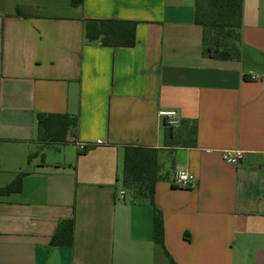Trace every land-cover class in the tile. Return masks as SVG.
<instances>
[{"label":"crops","instance_id":"0c3cea01","mask_svg":"<svg viewBox=\"0 0 264 264\" xmlns=\"http://www.w3.org/2000/svg\"><path fill=\"white\" fill-rule=\"evenodd\" d=\"M194 10L195 0H0V187L26 172L0 197V264H264V0H242L239 59L202 53ZM87 18L136 21L135 44L88 42ZM163 109L177 112L173 127L195 122L192 143L166 142ZM38 112L77 116L75 141L40 147ZM127 144L158 149L153 204L122 185ZM234 149L236 164L221 156ZM179 164L194 186L171 183ZM69 217L71 245H49Z\"/></svg>","mask_w":264,"mask_h":264},{"label":"trees","instance_id":"16d2710c","mask_svg":"<svg viewBox=\"0 0 264 264\" xmlns=\"http://www.w3.org/2000/svg\"><path fill=\"white\" fill-rule=\"evenodd\" d=\"M83 0H72L73 5ZM194 21L201 27L202 53L219 59H239L241 57L242 0H195ZM134 20L94 19L84 20V36L88 42L106 46L130 47L135 44ZM37 141L40 147L74 142L78 118L67 113L38 112ZM166 142L185 144L193 142L196 135L195 122L184 121L178 127L165 124ZM85 151V150H83ZM158 149L155 147L127 144L123 148L122 185L132 191L134 200H147L153 204L154 184L163 177L159 174ZM38 153L29 154L28 161ZM25 171H19L6 185L0 187V197L21 190ZM74 220L62 219L51 235L49 245H71ZM153 239L163 243V221L159 210L154 209Z\"/></svg>","mask_w":264,"mask_h":264},{"label":"built area","instance_id":"2783aa9c","mask_svg":"<svg viewBox=\"0 0 264 264\" xmlns=\"http://www.w3.org/2000/svg\"><path fill=\"white\" fill-rule=\"evenodd\" d=\"M159 115L163 117L169 125L176 126L178 123L177 112L173 109H163L159 111ZM77 147L80 151L87 148L84 142H78ZM221 156L224 160L230 163H238L243 158V151L240 149L223 150ZM171 183L175 186L187 188L192 187L196 183L195 177L190 174L185 164H179L174 171ZM125 194L124 189L119 190V198H123Z\"/></svg>","mask_w":264,"mask_h":264},{"label":"rangeland","instance_id":"374dc122","mask_svg":"<svg viewBox=\"0 0 264 264\" xmlns=\"http://www.w3.org/2000/svg\"><path fill=\"white\" fill-rule=\"evenodd\" d=\"M171 156L168 157V160H171ZM127 190V192L129 193V195L132 197V191H130L129 189L125 188Z\"/></svg>","mask_w":264,"mask_h":264}]
</instances>
